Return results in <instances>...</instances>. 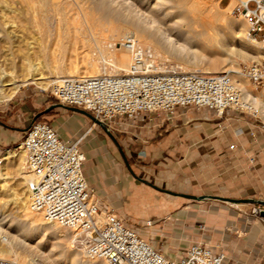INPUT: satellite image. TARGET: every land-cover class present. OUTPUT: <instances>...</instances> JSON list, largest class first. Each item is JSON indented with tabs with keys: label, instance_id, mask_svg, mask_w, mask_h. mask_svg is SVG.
I'll use <instances>...</instances> for the list:
<instances>
[{
	"label": "crops",
	"instance_id": "1",
	"mask_svg": "<svg viewBox=\"0 0 264 264\" xmlns=\"http://www.w3.org/2000/svg\"><path fill=\"white\" fill-rule=\"evenodd\" d=\"M59 104L21 91L0 114V148L13 147L36 118L43 119L62 139H82L84 173L96 197L129 215L127 224L142 237L160 236L167 256L186 255L193 243L204 242L225 252L223 264H264V222L251 214L253 203L179 195L264 200V124L259 118L233 109L219 116L193 107L178 108L163 126L151 113L119 118L111 131L122 149L142 161L146 178L124 171L100 125L73 106Z\"/></svg>",
	"mask_w": 264,
	"mask_h": 264
},
{
	"label": "built area",
	"instance_id": "2",
	"mask_svg": "<svg viewBox=\"0 0 264 264\" xmlns=\"http://www.w3.org/2000/svg\"><path fill=\"white\" fill-rule=\"evenodd\" d=\"M223 0H218L222 4ZM228 0L234 14L248 22V35L264 44V0ZM232 5V6H231ZM119 43L132 53L129 71L121 75L61 77L51 86L60 103L80 108L111 125L119 118L132 119L140 113L155 114L160 125L171 122L178 108H207L219 116L229 109L253 118L260 111L244 97L232 72H163L152 50L133 33ZM239 76L264 89V60L243 64ZM93 125H99L93 120ZM81 140L66 141L57 129L35 120L23 140L14 147L25 155L29 206L50 220L75 231L87 257L106 264H223L226 254L204 242L193 243L186 255L169 257L129 226L119 212L103 206L84 173L87 160ZM0 148V165L4 153ZM251 214L261 217L264 204L253 203ZM151 220L147 225H151ZM0 264H19L0 257Z\"/></svg>",
	"mask_w": 264,
	"mask_h": 264
},
{
	"label": "bare ground",
	"instance_id": "3",
	"mask_svg": "<svg viewBox=\"0 0 264 264\" xmlns=\"http://www.w3.org/2000/svg\"><path fill=\"white\" fill-rule=\"evenodd\" d=\"M9 1L0 0V101L12 98L19 88L28 82H34L44 88L50 83L58 81L61 77L80 78L85 76L121 75V71L127 73L131 64L132 53L122 45L117 47L116 41L120 40L124 32L129 33L130 31H134L137 34L138 39L144 46L147 45L148 48L151 46L150 49L154 51V57L156 55L174 57L182 69L178 71L176 68L170 67L171 69L167 70L165 67H161V71L163 72L229 71L233 75L238 74L239 68H237L235 60L229 57H223V53L227 52V49L223 45L224 42L218 38L220 31L218 24L224 20L222 11H229L230 7L221 8L217 3L215 8L209 10L204 15L210 0H90L80 7V12L76 10V13L79 14L78 16L74 13L72 14L76 16L73 19L68 18L67 9H62V11L58 9V12L57 10L55 11L59 16H57L59 28L57 30L60 31L64 25L65 33L69 39L68 43H71L72 46V44L76 45L81 42L88 52L83 58L84 65L82 67L77 63L66 64L63 61L66 64L64 65L61 64L62 62H56L57 64L54 65L56 70H53L55 71L53 76L55 80H48L52 76L46 75L44 70H42V64L36 60V53L39 47L33 37L36 35L32 33L33 27L28 24L29 20L26 21L23 15L18 17L17 22L14 18V21L8 19L7 11L10 7ZM25 1H27L30 7L35 8V13H38L40 8L37 7L40 5L38 4L40 0ZM56 1L58 0H46V4L47 6H53L57 4ZM236 1L234 0L232 5ZM41 9L43 10V8ZM38 18H42V21L38 22ZM38 18L35 20L36 23H33H35V26H38L37 28H43L41 32L39 29L36 31L37 34L38 30L42 34V30L45 28L46 15H41ZM47 23L48 21L46 25ZM229 23L230 25L234 24L231 20ZM46 28L49 31L48 27ZM87 32L92 36L93 42L87 39ZM35 37L38 39L37 36ZM63 40L65 41V39ZM252 40L258 41L254 38ZM38 42L41 44L40 41ZM105 43H111V49ZM61 44H63L62 41ZM62 46L64 50H68L67 47L69 44H63ZM93 47L100 54L109 56L107 63L111 67L110 71H102L98 67L96 58L90 53ZM63 48L62 51H64ZM60 54L62 55L61 52ZM64 55L66 54L64 53ZM241 56L244 57L242 54ZM57 57L59 56L57 55ZM210 58L214 62L207 66H202L203 61ZM236 80H238V86L243 92L244 97L250 100L259 109L260 114L264 116V96L259 97L260 95L258 96L250 90L243 81ZM10 153V151L4 153V163L0 165V216L4 213V210H1V206L13 205L18 213V221L14 226L9 225L4 228V223L0 218V233L5 232L8 235L6 241H3V239L0 240V257L14 260L19 264H35L26 251L23 249L19 250L18 244L20 242L25 244L23 237L21 238L18 232L15 234L12 231L14 229L19 231L25 228L27 233L33 231L34 233L51 234L57 238L61 252H65L66 256H69L68 262L64 264H106L103 260H92L88 257V259H84L85 250L82 253L79 249H67L70 251L69 253V251L64 249L65 242L71 237H74V240L77 239L76 232L55 221L46 219L42 212L30 209V196L27 185L30 174L28 171L26 172L21 169L20 161H22V158L18 159L19 162L11 160L13 156ZM10 162L18 166L16 174L21 175L20 178L23 181L19 183H25L27 185L26 190L11 187L10 179H13V177L9 170ZM5 197L6 199H4Z\"/></svg>",
	"mask_w": 264,
	"mask_h": 264
},
{
	"label": "rangeland",
	"instance_id": "4",
	"mask_svg": "<svg viewBox=\"0 0 264 264\" xmlns=\"http://www.w3.org/2000/svg\"><path fill=\"white\" fill-rule=\"evenodd\" d=\"M89 1L90 0H85V1L84 0H79V1L78 0H76V1L75 0H65V1L58 0V1H56L57 2V4H56L57 7H56V5L47 6L46 0H40L38 2V4H40V5H39V7H37V8H40V10H41V11L40 10L38 11L39 14L35 13L36 12L35 8L30 7L28 5L27 1H25V0H10L9 1L10 2V7H9V10L7 11L8 19L11 20V21L12 20L14 21V19H16L15 21L17 22L18 21V17L20 15H23L26 18V21L29 20L28 24L33 27L32 28V31H33L32 33L33 34L35 33L36 35L35 34L34 35L38 37V39H36V37L33 36L34 40L36 41V43L38 45V47L39 48L41 47V49L38 48V51L36 53V58H37L36 60L42 64V66H43L42 70H44L46 75L48 74V76H52L48 80H55V77H53L54 74H55V71H53L55 69L54 68L55 64L61 63V62H62L61 64H64V65L69 64V63H77V64H79L82 67L84 65L83 58H84L85 54L88 52L81 42L77 43L76 45L72 44V46H71V43H68L69 39H68V37H67V35L65 33V26L64 25L60 29L61 32L59 30H57V28H58V20H57L58 18H57V16L58 15H57V13L55 11L57 10V12H58L59 11L58 9H61L60 11H62V9L63 10L67 9L68 18L69 19H71V18L73 19V17H76V16L79 15V14L76 13V10H79V12H80V7L82 5H85V3H88ZM227 2H228V0H223L222 4L220 5L218 0H210L208 5H207V8H206V10L204 12V15H206L209 10L215 8V5L217 3H218V5L221 8H226ZM59 3H60V5H59ZM79 3H80V6H79ZM40 6H42V7H40ZM41 8H43V10ZM46 9H48V10H46ZM28 10H29V12H27ZM73 13L76 16L75 15L73 16L72 15ZM33 15H35L36 17L33 16ZM37 15H39V16H41V15L45 16L46 15V22L48 21L47 25H46V22L44 21L45 22V28H44L45 31L42 30V34L43 35L40 33L41 29H43V28H41V27L37 28L38 26L34 25L36 23L35 20H37V18L39 17ZM33 17H35V18H33ZM222 17L224 18V20H222L218 24V29L220 30L218 38L221 41L224 42L223 45H224V47H226V49H227L226 51L227 52L229 51V53H227V52L223 53V57H226V58L229 57V58L235 60V62L237 63V68H239L243 64H248V63H250L252 61L264 60V44H263V42H261L260 39L258 41H254V40L251 41V39H253V38H251L248 35V22L245 19V17L243 15H241V14L232 13L231 12V8L229 9V11L228 10L222 11ZM28 18H30V19H28ZM80 18L82 19V17H80ZM230 20L232 22H234L233 25H230V23H229ZM39 21L41 22L42 18H38V22ZM33 22H35V23H33ZM46 27H48L49 31L46 30L47 29ZM37 29L40 30V32L38 30V34L36 32ZM43 31H44V33H43ZM220 32H221V34H220ZM57 33H58V36H57ZM129 33H133V34H135L137 36V34L134 31H130ZM59 34H60V36H59ZM123 34H126V32H124ZM86 36H87V39L90 40V42H93V38L89 34V32H87ZM63 39H65V41ZM38 41H40L41 44ZM61 41H62L63 44H69V46L67 47L68 50H66V49L64 50V48L62 46L63 44H61ZM42 43H44V44H42ZM59 45H60V47H59ZM105 45L106 46L109 45L108 46L109 49H111V47H112L111 43H107V44L105 43ZM116 46L117 47L121 46V44L119 43V40L116 41ZM145 46L147 47V45H145ZM62 48H63V50L65 52L62 51ZM41 50H42V52H41ZM57 50H58V52H57ZM69 51H70V53H69ZM60 52L62 53V55L60 54ZM152 52H154V51H152ZM64 53L66 55L63 56ZM90 53H91V55H93L94 58H96L97 63H98V67L102 71H105V70L110 71L111 70L110 65L107 63V61L109 59V56L100 54L99 51L96 48H94V47L90 50ZM241 54L244 55V57H246V58L244 59V57L241 56ZM57 55L59 57H57ZM55 57L59 58L58 59L59 61ZM50 58H51V60H50ZM155 58H156L158 64L161 67H165V69H167V70H169L171 68H176L178 71L182 70L179 62L174 57L166 56V55L165 56L156 55ZM48 59H49V61H48ZM52 59H54V60H52ZM68 60H70V61H68ZM63 61L66 64L63 63ZM81 61H82V63H81ZM213 62H214V60L212 58L206 59L205 61H203L202 66H207L209 64H212ZM52 66H53V68H52ZM199 67H201V66H199ZM52 72H54V73H52ZM112 73L115 74L114 71H112ZM121 73L122 74H126L125 71H121ZM234 76H235L236 79H239L240 81H243L250 88V90H252L255 94H257L258 96L260 95L259 97L264 96V89L257 88L249 80L239 76L238 74H235ZM52 84H53V82L50 83L49 85H47L44 88L42 86H40V85H37L34 82H28V83L22 85L19 88V90L12 96V98L0 101V114H2L3 109L7 106V104L11 103L14 100V98H16V96L18 94H20V92L23 91V90H28L29 92H32L34 95H45L47 98L54 100L55 98L51 94V86H52ZM259 119L264 124V116H262L260 114ZM40 120H43V119H40ZM111 132L115 136L114 132L113 131H111ZM23 138H24V134H21V138L18 140V142L15 143L13 145V147H11V151H10L11 153L10 154L13 156L11 158V160H14V161L16 160L17 162H19L18 159L22 158V161H20L21 162L20 165L22 166L21 169L23 171L25 170L27 172L26 164H25L24 152L22 150H20V149H18V150L14 149V147L16 145H18L23 140ZM106 142H109L111 144V146L115 149V152L118 155L119 160L122 161L124 171H127V173L129 175H134L136 177L137 176H142V177H146V178L148 177L149 178V176H147L146 173H141L140 172V169H141L140 166H142V161L140 159L132 157V155H129L124 149H122L124 154H125V156H126V159L128 160V163L131 165V168L134 171V174H133L129 170V168H128L125 160H124V157H123L121 151L119 150V148L116 146V143L114 142V140L109 135H108V137L106 136ZM17 167L18 166L15 163H11V162L9 163V170L11 172V176L13 177V179H10L11 180V187L12 188H17V189L21 188L22 190L23 189L26 190L28 184L26 185L25 183H19V182L23 181V179L20 178L21 175H17L16 174L17 173V170H16ZM164 197L173 199V197L165 195V194H164ZM4 199H6V197ZM1 208H2L1 210H4V213L2 212L3 215L0 216V218L2 219V222L4 223V228L8 227L9 225H13L14 226L15 223L18 221V219H17V214L18 213H17L16 208L13 205L4 206V207L1 206ZM119 214H120V216H122L126 220V222H130V219H129L130 216L129 215L121 214V213H119ZM258 218H259V220L261 222H264V217L263 218L258 217ZM138 227H140V226H138ZM141 227H142V225H141ZM12 231L15 234L18 232L19 236H21V238L23 237V239L25 240V244L20 242L18 244L19 250L23 249L24 251H26V253L29 255V257L33 259L35 264H64V263L68 262L69 256H66L65 252L64 253L61 252V247L58 245V239L55 238L53 235L45 234V233H36V232L34 233L33 231H31V232L29 231L30 233H27L26 232L27 230L25 228L20 229L19 231L17 229H14ZM5 234H6L5 232H1L0 233V240L3 239V241H6V238H7L8 235L7 234L5 235ZM26 234H27V236L25 237ZM154 234H155V232H153L152 235L149 234L147 237L148 238H152V239H150V240H152V242H153V240L154 241L155 240L158 241V243H156V245H153V246L163 252V245L166 244V243L163 242V241H159V239H161V237L158 236V235H154ZM73 238L74 237H71L68 241L65 242V247L66 248L64 247V249L65 250H67V249H76V250L79 249L83 253L84 252L83 246H81L77 242V240H74ZM67 251H69V250H67ZM69 253H70V251H69ZM180 256L181 255H179L178 257H180ZM84 259H88L86 254H85V252H84ZM50 261H51V263H50Z\"/></svg>",
	"mask_w": 264,
	"mask_h": 264
},
{
	"label": "water",
	"instance_id": "5",
	"mask_svg": "<svg viewBox=\"0 0 264 264\" xmlns=\"http://www.w3.org/2000/svg\"><path fill=\"white\" fill-rule=\"evenodd\" d=\"M59 105H62V104H59ZM70 109H74L76 111H80L86 115H88L92 120L96 121L106 132L107 134L114 140V142L116 143V145L118 146L119 150L121 151L123 157H124V160L129 168V170L134 174V171L132 170L131 168V165L128 163V160L126 159V156L119 144V142L117 141L116 137L113 135V133L111 132L110 128L102 121H99L97 120L92 114H90L89 112L85 111V110H82L80 108H76V107H70ZM37 119V118H36ZM35 119V120H36ZM34 120V121H35ZM33 121V122H34ZM1 122V121H0ZM148 184H150L151 186L159 189V190H163L165 192H168V193H171V194H178V193H174L172 191H169V190H165V189H162L154 184H151L149 182H147ZM179 195H182L184 197H187V198H193V199H198V200H201V199H205V198H216V199H221V200H226V201H231V202H235V203H240V202H249V203H259V204H264V200H259V199H230V198H224V197H219V196H195V195H190V194H179ZM261 216L264 217V210L261 212Z\"/></svg>",
	"mask_w": 264,
	"mask_h": 264
}]
</instances>
